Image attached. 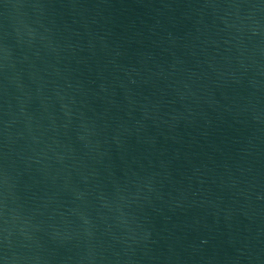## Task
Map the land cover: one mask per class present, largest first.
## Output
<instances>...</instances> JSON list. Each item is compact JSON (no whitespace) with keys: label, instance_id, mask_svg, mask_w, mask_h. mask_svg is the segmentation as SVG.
Listing matches in <instances>:
<instances>
[{"label":"water","instance_id":"95a60500","mask_svg":"<svg viewBox=\"0 0 264 264\" xmlns=\"http://www.w3.org/2000/svg\"><path fill=\"white\" fill-rule=\"evenodd\" d=\"M0 264H264V0H0Z\"/></svg>","mask_w":264,"mask_h":264}]
</instances>
